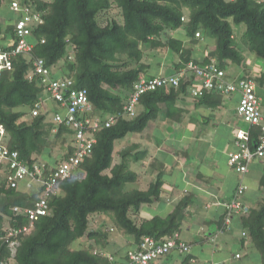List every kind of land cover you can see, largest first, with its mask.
Here are the masks:
<instances>
[{"label": "trees", "instance_id": "16d2710c", "mask_svg": "<svg viewBox=\"0 0 264 264\" xmlns=\"http://www.w3.org/2000/svg\"><path fill=\"white\" fill-rule=\"evenodd\" d=\"M4 1L0 0V7ZM20 1L39 12L43 22L34 26L29 37L33 44L29 56L24 53L15 56L12 69L5 70L0 78V126L4 128L3 133L0 130V154L5 148L9 153L17 152L18 159L30 167L34 163H45L44 177L48 178L51 171L75 152L73 129L59 126L55 131L51 112L33 115L35 104L47 94L37 76L32 80L27 77L35 68L36 58L44 59L53 77L72 78L75 87L86 89L101 121L111 114L117 118L111 126H102L94 133L96 142L91 154L73 176L59 182L57 193L46 197L50 212L40 216L30 231L18 235L8 234L12 229L30 225V219L22 211L16 212L14 207L34 208L43 197L44 186H21L25 180L12 186L10 180L15 170L8 160L0 158V264H118L129 261V252L138 250L145 236L159 242L179 233L184 240L182 225L189 218V207L194 203L192 194L183 196L167 215L141 216L144 205L163 199L167 163L162 159L158 164L154 162L157 166L152 170H158L155 179L148 187L143 188L141 184L135 187L143 176L135 170L133 162L144 159L149 149L139 142H130L118 152L116 161V142L130 133H143L158 119L167 123L197 120V107H233L229 99L235 96L239 105L242 96L239 91L225 93L216 87L193 95L192 89L202 86V76L191 70L193 65L214 63L226 72L225 78L236 85L245 79L254 82L262 109L264 65L259 60L264 59V1ZM115 9L120 10L118 16L107 19L104 24L102 17ZM15 21L0 27L1 38L10 39L7 45L0 44L3 48L17 45ZM241 25L245 27L239 29ZM208 36L214 39V44L208 41ZM147 46L158 53H151L147 58ZM198 48L205 52L198 54ZM245 48L263 66L258 74L245 57ZM161 65L165 71L160 72ZM230 68H238L243 73L233 78ZM182 70L189 74L181 78L178 87L160 86L146 91L140 95L133 115L123 113L134 84L142 78L171 76ZM250 129L248 143L255 146L264 132L260 126ZM58 144L62 151L54 156ZM182 153L188 154L187 151ZM179 154L176 155L183 159ZM256 161L262 165L259 195L247 196L248 184L242 178H247ZM249 171L244 174L237 171L239 180L229 201L238 199L248 208L241 215L234 214L233 218L239 216L241 228L247 231L264 264V160L254 159ZM241 184L247 189L239 196L236 193ZM252 198L254 202L249 203L248 199ZM228 202L224 204L221 222L225 231L228 228L223 222ZM96 216L110 218L111 225L105 219L101 225L93 224ZM114 229L127 236L126 248L112 239ZM13 241L18 242L15 252L11 247ZM188 245L189 250L183 253L191 251Z\"/></svg>", "mask_w": 264, "mask_h": 264}, {"label": "built area", "instance_id": "2783aa9c", "mask_svg": "<svg viewBox=\"0 0 264 264\" xmlns=\"http://www.w3.org/2000/svg\"><path fill=\"white\" fill-rule=\"evenodd\" d=\"M264 1V0H259ZM12 9L20 16L15 21V32L18 36L17 45L14 48H3L0 46V78L5 70H11L13 67V58L20 53L29 56V52L33 48V44L29 41V37L33 33L34 26L42 23V17L39 12L25 4H21L20 0L11 1ZM34 70L28 74L29 79H34L37 76L40 82L44 85L49 98H42L33 108V115H38L41 112H51L52 121L55 123V131L59 126H66L74 130V148L75 152L68 159L61 162L56 170L50 172L48 178L44 177L45 163H34L32 167L22 163L18 159V153H9L5 148L1 151L0 158L8 160L11 168L15 170L11 177V185L18 186L21 181L27 180L28 187L43 188V197L36 203L34 208H26L21 210L14 207L16 212L22 211L30 219V225H24L18 229H12L9 236L18 235L22 232L30 231L34 222L42 215H47L50 210L47 203V196L55 194L59 188V182L73 176L76 169L80 166L85 157L92 152L94 143L96 142L94 133L102 126L109 127L116 121V115L111 114L105 121L94 112L93 104L89 99L86 89H78L74 86V80L69 77L55 78L51 75V70L45 64L43 58L34 60ZM191 70L202 76V86L193 88V95H200L204 89L219 88L225 93L239 91L240 97L238 112L244 118L248 127L239 129L236 132L237 151H233L229 156V164L238 172L244 174L249 171L250 164L254 159L264 160V133L258 138L255 146H251L248 141L250 139V128L252 126H260L264 132V113L261 109V98L257 96L255 84L252 81L241 80L239 84L229 82L225 76L226 72L219 69L214 63L204 66L193 65ZM187 70H182L171 76L159 75L150 79L142 78L134 84L133 94L129 98L128 103L124 108V114L135 113L136 103L142 93L149 90H154L160 86L178 87L183 76L188 75ZM52 99L57 102L55 106ZM52 108H56L52 112ZM89 114L86 117L82 115ZM1 133L4 128L0 126ZM247 189V186L241 184L237 189V195H242ZM227 214L224 225L228 229L232 227V218L234 214L247 211L243 203L234 199L226 204ZM243 232V235H246ZM18 242L13 241L11 247L13 252ZM180 250L187 252L189 245L185 240H182L179 233H174L171 236L157 242L152 236L143 237L139 249L129 252V261H122L118 264H153L157 259L165 256L172 250ZM240 255L237 254V257ZM1 264H6L2 262ZM213 264H221L215 262Z\"/></svg>", "mask_w": 264, "mask_h": 264}, {"label": "rangeland", "instance_id": "374dc122", "mask_svg": "<svg viewBox=\"0 0 264 264\" xmlns=\"http://www.w3.org/2000/svg\"><path fill=\"white\" fill-rule=\"evenodd\" d=\"M11 0H5L3 5L0 7V27H5L8 24H10L11 22H14L16 20V18H18L20 16V13L14 11L12 9V5H11ZM119 9H115L113 11L110 12V14L105 15L102 17V21L104 24H106V20L107 19H111V18H115L118 16L119 13ZM245 26L241 25L239 26V29H243ZM238 33H241V30H237ZM203 35V34H202ZM209 35V34H208ZM10 39H2L1 35H0V44L2 45H7L9 43ZM208 41L214 44V39L212 37L208 36ZM240 41V39H239ZM204 43L206 44V42L204 41ZM209 48H214L213 46H210ZM147 51L149 52V54L147 55L149 58L150 54L155 53L158 51L152 50L149 46H147ZM201 51V52H200ZM205 52V49H201L198 48L197 53L202 55ZM245 57H247L248 62L251 65H253L252 70H254L253 72H255L256 74H258L260 71L263 70V66L264 65V59L259 60V62L262 64H260L254 55H252L247 48H245L243 50ZM156 54V53H155ZM244 67V66H243ZM154 68H156V66H154ZM153 68V69H154ZM234 68V66L232 67ZM230 68L231 72H229L230 74L233 75V78L238 74V73H243L242 71H238L237 69H232ZM164 70V66L161 65L160 67V72H162ZM241 70V69H239ZM165 71V70H164ZM150 72H156V70H150ZM252 72V74H253ZM66 73V70H65ZM255 75V74H254ZM261 97H262V110L264 112V90H261L260 92ZM46 98H49V94H45ZM236 100L237 97L235 96L233 98V100L229 99V103L231 106H233L234 108V112L233 113H228L227 112V118H224V112L222 110H218L219 112H217L215 115H213L211 117V120L209 121L210 123L207 124H203V127H206L207 125L209 127H215L217 124L221 123L223 126V129L221 128V126H219V130L221 129V132L223 133L222 138H221V143L225 144L226 143V139H227V135H232V132H229L230 129L232 128L234 130V132H237L239 129H245L248 127V124L244 121L243 117L238 114L237 111V104H236ZM52 103L57 106V102L55 100L52 99ZM56 108H52V112H55ZM228 111V110H227ZM197 117L198 114H197ZM28 118V117H27ZM216 123V124H215ZM225 123V124H224ZM191 125H189V119L186 122L185 120L182 123H177L176 121H169L168 123L166 121H162L161 119L156 120L154 123L151 124V126H149L148 128H146V130L143 133H130L127 137L117 140L116 142V161L119 159L118 156V152L120 150H123L124 147H126L128 144H130V142H139L140 145L142 146H146L147 150L149 149V153L144 157V159L138 160L137 162H133V167L135 168V170L139 171V173L143 176L142 177V181L141 183L137 184L135 187H139V185L141 184V186L143 188L148 187V185L150 184L151 181H153L157 175V171L152 170V168L154 169V167L156 168L155 163L159 160L162 159L164 160L165 163V168L167 169V172L164 176L165 180L170 183L173 180L176 181L177 184V192L176 193H180L181 190L184 189L185 185H186V181L187 178H182L183 177V173L185 171L186 175L188 177V179L191 180H195L194 184H197V175L196 173H198L199 171L202 172L203 177H205V179H202V181L206 184L208 183L205 182L206 179H209V181L214 182L216 180H224L225 182V193H222V195L220 196V198L222 199H226L225 201H227L228 199L231 198L232 195H234V184L235 182L237 183V178L234 177L231 179L226 178L224 174H221L220 171L218 170V168H211V167H216L213 166L212 163L214 161H224L227 165V159H228V155H225L224 153H221L222 150L220 148H217L211 144L215 143L217 145H219V138H217V136L212 135L210 137H208L207 139H205L202 142H197V134L198 133V129H196L195 127H193L194 131H190L191 129ZM200 128V127H198ZM214 128H212L213 130ZM229 130V131H227ZM237 130V131H236ZM186 137V139L184 140V138ZM231 137V136H230ZM217 138V139H216ZM184 140V143H182V145H179V142L181 140ZM158 141V143H161V149H165V150H161L158 147V143L156 144V141ZM197 142V143H196ZM165 144V145H164ZM174 144V146H173ZM170 147L171 148H166V147ZM181 146H183L181 148ZM211 147V148H210ZM233 147H236V150H238V146L231 144L229 145L228 148V152L233 149ZM176 149H182L185 152L187 151L188 154H184L182 152H180L179 155H182L181 157L183 159H181L179 162L176 164L175 162L171 163V158L172 155L174 157V154H172V150L175 151ZM171 149V151H169ZM217 149H220V151H218ZM158 151L160 150L157 154L159 156V158L157 157L156 160H153L155 163L153 164L151 159H149V157L153 154V151ZM217 150V153L215 152ZM61 150V146L58 144L57 146H55L54 151H53V155H58V153H60ZM204 151V152H203ZM172 155H171V154ZM208 153V154H207ZM207 154V155H206ZM184 157H187V163L185 164V160ZM201 157H203V161H201ZM220 157V159H219ZM158 164V163H156ZM214 165H216L217 163L214 162ZM152 166V167H151ZM220 168H223V165H219ZM262 165L258 163V161L254 162L252 164V171L251 174H249L246 178V183L249 184L248 186V194L247 196L250 195H254V193L258 190L257 188H259L258 186V179L261 176V168ZM153 171V172H151ZM233 172H235L234 170H232ZM219 173V174H218ZM154 178V179H153ZM190 180V181H191ZM27 180H25L21 186L26 185ZM211 188H215V186H212L211 183H209ZM165 189H167V192L170 191L171 189H173L171 187V185H165ZM179 189V190H178ZM185 191V190H184ZM166 192V193H167ZM171 192V191H170ZM196 192V196H193L192 199L195 203L190 205L189 207V213L187 214V216L189 218H186L184 220V223L182 225V235H188L190 228H198V229H204L206 230V232H202V233H209L210 230H214L216 227V222L215 221H211V222H206L203 223L205 220L208 219V216H206L207 214V210L205 208H203L204 206V201L207 200L205 199V195L200 191L199 195H197L198 190H195ZM185 193V192H184ZM188 194V193H187ZM186 194V195H187ZM198 196V197H197ZM211 197V196H210ZM249 198V197H248ZM243 199V197H242ZM210 202L214 200V198L208 199ZM246 200V199H245ZM198 201L200 206L196 207V205H198ZM158 202V204H151L152 207L150 205H144L141 209V216L150 218L153 217L155 215H166L171 209H173L176 205L177 202L172 201V202H168L167 200H165V202H163V199L160 201H156ZM249 203H253V198L252 199H248ZM203 204V205H202ZM190 210L193 211L190 213ZM209 212V211H208ZM107 220L109 222V224L111 225L112 221L110 218L106 217V216H96V218L93 219V224L96 223L98 225H101V223L103 222V220ZM235 220V219H234ZM233 220V221H234ZM101 222V223H100ZM197 229V230H198ZM194 233V232H193ZM112 239L114 241L117 242V244H119L121 247H127L126 246V242H127V236L118 232L117 229H114L112 232ZM189 236V235H188ZM237 236L239 237V234L237 233ZM236 236V238H237ZM206 238V236H204V234H201L199 237L196 236V239H202ZM224 238V235L220 236V241L221 239ZM204 244H205V248L210 249L212 247V242H209L208 240H204ZM79 244L77 243V246ZM16 248H14L15 250ZM195 247L193 248L194 251ZM227 249H228V253L232 252L234 255L237 252L242 253L243 257L242 259H236L233 258L231 260V262L229 264H262V256L261 253H259L257 248H254L255 251L253 252L254 254H252V257L250 259V261L248 260V258L245 257L247 250L246 248L242 247V244L239 242V240H235V242H231L227 245ZM225 252V251H224ZM202 257L204 259L200 260V263L202 262H206V259L208 258V254L205 252H202ZM13 263V262H12Z\"/></svg>", "mask_w": 264, "mask_h": 264}, {"label": "crops", "instance_id": "0c3cea01", "mask_svg": "<svg viewBox=\"0 0 264 264\" xmlns=\"http://www.w3.org/2000/svg\"><path fill=\"white\" fill-rule=\"evenodd\" d=\"M152 74H158V72L157 73L152 72ZM182 104L183 103H181V105ZM188 106L192 107V104L189 103ZM195 110H196L195 112L198 114L199 117L197 118V120H194V121L192 120L193 122L189 121L190 122L189 125L192 126L190 131H194L193 127L198 129V133H196L197 134L196 135L197 136V142L203 143V141L205 139H207L208 137H210L212 135H215V136H217V138L220 139L219 145H217L215 143H213L211 145H213L217 148H220L222 150V152L220 151V149H217V150L220 151L221 153H224L225 155H228L227 165L224 161L217 160V161H214L217 163L216 165L213 164L214 162L212 163V165L216 166V167H211V168H218L220 173L226 175L225 177L228 179L229 178L231 179V177L232 178L236 177L237 182H238L240 174L236 171L235 168H233L229 164L230 152H233V150H236V147H233V149H231L229 152L227 151L229 148V145H231V144L235 145V142H234L235 134L234 133H236V132H234L233 129H230V131L227 130L229 132L233 131V134L232 135L228 134L227 139L225 140L226 143L222 144L221 138H222L223 133L221 132V129L219 130V126H221L222 129L225 126H223L221 123H219L215 127H212V128H214L213 130L208 125L206 127H203V124L210 123L209 121L211 120V117L213 115H215L217 112H219L218 110H222L224 112V118H227V112L233 113L234 108L230 107V106L229 107L221 106V107H218L217 109H210V108H206V107H197ZM198 127H200V128H198ZM185 139H186V137L184 138V140ZM184 140L182 139L179 142V145H182V143H184ZM173 146H174V144H173ZM158 147L160 148L161 146H158ZM182 147L183 146H181V148ZM166 148H171V146L170 147L168 146ZM181 148L180 149L175 148V151H173V150L171 151V149L169 150L172 152V154H174V157H173V155L170 153L172 155L171 163L175 162L177 164L180 161V158L176 154H179L180 152L184 151ZM161 150H165V149H161ZM217 150L215 151L216 153H217ZM159 151L160 150L155 151V152L153 151V154L149 157V159H151L152 163H154L153 160H156L157 157L159 158V156L157 154ZM187 159L186 158L184 159L185 164L187 163ZM200 159H201V161L204 160L203 157H201ZM219 159H220V157H219ZM160 160L161 159H159V161ZM179 164H180V162H179ZM220 164L223 165L224 167L220 168L219 167ZM165 170H167V169L165 168ZM232 170H234L235 172H233ZM251 171H252V169L249 171V174H251ZM186 172L187 171H185L183 173V177H182V178H187L186 185H185L184 189L180 191V193H176L177 192V188H176L177 184H176L175 180H173L170 183L167 182L166 185H168V184L171 185V187L173 189L170 190L171 192L170 191L167 192V189L164 190L163 202H165V200H167L168 202L175 201L178 203L180 201V199L183 196H185L187 193H191L192 194L191 196L193 197V196H196L195 190H198L197 195H199V192L201 191L205 195V199H207L203 202L204 203L203 208H205L207 210L206 216H208V219L205 220L203 223H206V222L209 223L211 221H215L216 227L213 231L210 230V232L208 234L202 233V232H206V230H204L203 228L198 229L196 227L188 229L189 230V233H188L189 236L188 235L183 236L181 233V236L184 238V240H186L190 244V250L191 251L189 253H183L182 251L177 250V249L172 250L167 257H163V258L157 260L156 264H213L215 262H219L221 264H229L233 258L242 259V257H243L242 253H240V252H237L235 255L232 252L228 253L227 245L231 242H235V240H239V242L242 244V247L246 248L247 253H246L245 257L248 258V260L250 261L252 254H254L253 252L255 251L254 248H256V247L253 245V242L251 241V239L247 236L248 233L246 235H243V232H247V231H245L244 229L241 228V225H240L241 219L239 218V216H236L235 218L232 219V226H233L232 230L229 231L227 229L225 231L221 225L222 224L221 222L224 219V212H225L224 204L229 201V199L227 201H225L226 199L220 198L222 193H225V182H224V180L220 179L219 181L216 180L214 182H212V181L210 182L209 179H206L205 182L208 181V183L205 184L202 181V179H205V177H203L202 172L199 171L198 173H196V175H197L196 177L198 179L197 184H194L195 180L188 179ZM242 180H243V182H245L246 178H242ZM209 183H211L212 186H215V188H211ZM257 184H259V179H258ZM236 185H237V183L235 182L234 188H236ZM26 186H27V183H26ZM248 186H249V184H248ZM257 189L259 190V188H257ZM258 190L254 193L255 196L259 195ZM211 198H214V200L210 202L208 199H211ZM192 201H193V199H192ZM154 204L157 205L158 202H155ZM194 205H195V203H194ZM150 206L152 207V205H150ZM198 206H200L199 201H198V205H196V207H198ZM173 209H171L169 212H171ZM191 212H193V211H191ZM241 213H237V215H241ZM223 225H224V222H223ZM237 233L239 234V237L237 236ZM201 234H204V236H206V238L202 237V239L200 238V239L195 240L196 236L199 237ZM221 235H224V238L221 239V241H220L219 239H220ZM236 236H237V238H236ZM204 240H208L209 242H212L213 245L210 249L205 248ZM194 247H195V249L193 251ZM205 251L208 254L209 259H206L207 263L206 262L200 263V260L204 259L202 257V252H205ZM237 254H239L240 256L237 257ZM11 264H14V262L13 263L11 262Z\"/></svg>", "mask_w": 264, "mask_h": 264}, {"label": "clouds", "instance_id": "9594fccd", "mask_svg": "<svg viewBox=\"0 0 264 264\" xmlns=\"http://www.w3.org/2000/svg\"><path fill=\"white\" fill-rule=\"evenodd\" d=\"M28 186V185H27Z\"/></svg>", "mask_w": 264, "mask_h": 264}]
</instances>
